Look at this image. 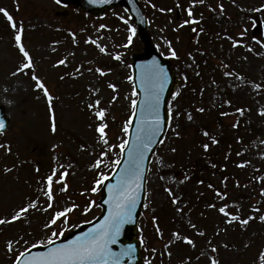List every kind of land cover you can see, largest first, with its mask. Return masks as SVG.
I'll return each mask as SVG.
<instances>
[{
    "label": "rangeland",
    "instance_id": "1",
    "mask_svg": "<svg viewBox=\"0 0 264 264\" xmlns=\"http://www.w3.org/2000/svg\"><path fill=\"white\" fill-rule=\"evenodd\" d=\"M139 1L149 19L148 31L155 46L173 62L181 79L170 102L175 124L157 149L148 174L140 240L154 236L153 217H159L163 239L154 241L156 264H210L212 257L220 264H264L260 259L264 222L258 218L264 215V0H204L203 4L198 0ZM189 7L193 10L191 18ZM0 8L6 9L18 26L22 24L23 42L33 57L35 73L55 97L57 122V132L53 133L47 98L35 87L32 70L13 75L22 67L24 57L16 45L15 30L0 13V104L11 120L9 129L0 135V143L12 149L11 154L0 149V219L10 220L31 201L39 205L24 218L0 225V264H14L19 253L49 239L53 232L67 234L72 230L69 219L91 220L99 213V190L91 189L101 173L108 175V162L121 154L119 145L127 137L122 129L132 114V100L137 98L128 77L132 75L133 55L140 53L143 45L136 23L121 7L103 16L63 7L55 0H0ZM161 8L166 11L161 12ZM65 9L66 15H57ZM189 19L199 22L181 27ZM259 22L261 30L255 34ZM130 27H135L136 33L129 45ZM90 39L97 43H86ZM100 47L106 51L101 52ZM170 48L176 50L178 58L171 56ZM62 59L66 64L58 65ZM97 67L106 75L97 73ZM226 72L231 75L226 76ZM110 83L117 85L115 91ZM97 100L106 110L107 145L100 142L96 131L101 123L95 117L97 109L88 107ZM200 108L205 111H198ZM217 117H224L230 135L235 130L250 135L247 145L237 148L231 166H226L229 158L221 163L217 154L218 143L224 139L219 135L222 127ZM243 119L244 124L233 129L231 122ZM248 123L255 124L257 131L250 133ZM204 144L209 145L207 150ZM102 152L107 155L101 156ZM200 158L207 164L215 158L217 165L212 164L206 172L191 168L192 161ZM97 159L103 160L99 168L93 167ZM241 164L245 166L239 167ZM6 167L13 170L6 172ZM53 169L57 176L67 171L68 188L61 191L63 184L53 183L52 207L44 211L49 201L42 189H46ZM218 193L227 196L221 198ZM174 199L178 203H173ZM74 204L78 207L68 213L66 221L62 218L44 227L57 211ZM90 204V211L85 213L83 208ZM225 204L241 218H257L247 226L229 225L218 211ZM253 208L261 211L253 212ZM177 232L189 236L195 247L176 239L173 233ZM9 240L14 243L13 252L7 249ZM213 247L218 251L212 252Z\"/></svg>",
    "mask_w": 264,
    "mask_h": 264
},
{
    "label": "snow or ice",
    "instance_id": "2",
    "mask_svg": "<svg viewBox=\"0 0 264 264\" xmlns=\"http://www.w3.org/2000/svg\"><path fill=\"white\" fill-rule=\"evenodd\" d=\"M59 4L61 0H56ZM90 3H109L110 0H89ZM200 4L204 3V0H198ZM235 3V0H233ZM155 7V5H152ZM179 7V5H177ZM219 10L221 13L224 11L223 4L219 5ZM260 9H257L259 11ZM161 12L166 11L161 8ZM167 11H172V9H167ZM0 13H3L6 19L9 21L12 29L15 30V42L18 47L19 52L24 57V61L22 62V67L17 69V72L13 73L16 75L17 73L23 72L24 69L32 70V80L36 82L35 87L41 90L44 96L47 98V103L50 112V120H51V131L53 133L57 132V122L54 110V99L55 97L50 93L48 87L45 85L44 81L40 79V77L35 73V65L33 61V57L31 56L29 50L25 47L23 42V33L24 29L22 24L18 26L17 22L14 20L13 16L4 8H0ZM188 16L191 18L193 16V10L191 7L187 9ZM120 19L124 23H128V20L125 17L121 16ZM199 21L189 19L185 20L183 25L189 23H198ZM101 28L106 27L105 25H101ZM129 32L131 33L128 37V44L132 43V38L136 33L135 27H130ZM195 31V29H193ZM243 35V33L241 34ZM73 38L75 39V34L73 33ZM231 39V37H229ZM91 42L96 44L95 40L86 41V43ZM127 46V45H125ZM235 46V45H233ZM101 52H105L106 49L104 47H100ZM170 54L172 57H177V52L175 49L170 48ZM116 59H120L119 56L115 57ZM66 64V60L62 59L58 61V65ZM91 71V69H89ZM110 71V70H109ZM96 72L100 75H106L105 71L102 68L97 67ZM226 76H230L231 73L226 72ZM63 79V77H61ZM185 79H187L185 77ZM129 81H133L134 78L132 76L128 77ZM167 80V73L163 66L159 65L156 61H153L149 66L148 71L145 72L142 78L143 91L145 93V98L143 101L139 102L140 111L145 113L148 117H150L149 121H144L140 125L137 126L138 131L135 137L134 145L129 148V139H122L119 148L121 154H123L127 150L128 160L126 161L127 167L123 170V174L120 179L117 181L115 185H109V191L111 193L110 199L105 201L106 204H111V208L109 209L108 215L104 217V219L97 225H95L92 229L87 232L82 233L79 236H76L74 239L67 241V243L56 246L55 241L53 239H48L47 244L53 245V247L48 248L46 252L37 253L35 255L29 254V257L25 259V252H28V249H25V252L19 253L16 256L14 264H123V258L132 256L135 253V246L129 244L123 248L119 252L113 250L112 245L118 242V237L121 234L122 227L127 224L133 222V213L137 206V194L143 188V181L145 179L142 168L145 160V153L149 150L153 138L157 135L158 132L162 129L161 116H160V104H161V96L164 91V83ZM110 88L114 91L117 89V85L109 84ZM257 89L261 87L260 84L255 85ZM133 96L138 97V93L135 91V86L133 88ZM178 95V94H177ZM116 96H113V100H116ZM100 100H97L95 104H89V108L97 109L95 111V115L101 123L97 125L96 131L99 133L100 142L107 145L108 144V133L106 129L108 127L107 123H105L106 110L100 108ZM229 103H231L229 101ZM138 107V99L132 100V114L127 121L124 123V127L122 131L131 135V129L133 127V119L136 116V110ZM200 112H204L203 108L198 109ZM238 112L243 113L244 109H237ZM222 115H228V113H222ZM261 115H264V111L261 112ZM169 119L172 118L171 109L168 112ZM188 119L192 120L193 117L189 114ZM237 125H234V127ZM179 127V125H177ZM6 130V123L3 117H0V134H2ZM176 135L179 136L180 133L176 132ZM204 135H208V132H204ZM163 143V141H160ZM214 143H218V141L213 138ZM114 147V146H110ZM204 149L207 150L209 148L208 144L203 145ZM0 149H4L7 153L11 154V146L0 143ZM175 151V149H173ZM107 155L106 152H102L101 156ZM103 163L102 159H97L95 165L93 167L99 168ZM115 166H119L121 164L120 159H116L113 161ZM239 167H244V164L238 165ZM12 168H5L6 172H11ZM39 171V168L36 169ZM68 175L67 171L61 172L59 176H57V172L53 169L52 174L47 177V187L46 189H42L44 195L48 198L49 203L47 207L44 208V211H47L48 208L52 207L51 201L54 199L53 194V183H62L63 187L61 191H67L68 185L66 183V176ZM55 178V179H54ZM110 179V177L104 173L100 174V178L95 181V186L91 189L92 192L98 191L101 187L104 186V181ZM203 183V181H200ZM212 187V185H209ZM171 194V190L168 189ZM261 194L264 195V188L261 189ZM221 198L227 196V193H218ZM173 203H178V199H174ZM94 204V201L91 202ZM91 204L85 206L83 211L85 213L89 212L91 209ZM78 206L72 205V207H66L60 211H57L53 217L50 218V221L44 225L45 228L50 227L51 225H55L58 220L62 218L66 221L68 213L74 211ZM208 207H215V205H208ZM39 205L36 201H31L27 205L22 206L19 210L11 217L10 220L0 219V225H4L7 223H12L14 221H18L24 218L30 211V209H38ZM182 209H178L180 211ZM220 213L224 214L227 218L226 223L231 225L233 223H239L241 226H247L250 221L255 220L256 216H248L246 218H241L238 214L228 211V205L220 207L218 210ZM253 212L259 213L261 211L260 208H253ZM259 220L264 222V215H259ZM157 218L153 217V221ZM192 228H196L195 224H191ZM156 231L161 233L159 225H156ZM226 231V229H225ZM198 234L203 236L205 235L203 232H199ZM218 234V233H217ZM63 232L60 233L53 232L52 236L59 238L62 236ZM162 235V233H161ZM173 236L176 239L181 240L182 242L195 247V242L187 235L181 236L180 233H173ZM143 242V241H142ZM18 243V242H17ZM45 242L40 241L39 244L43 245ZM174 243V241L169 242ZM38 245L33 244L32 247H37ZM169 245L166 244L165 248H168ZM227 247V245H224ZM7 249L9 252H13L14 243L9 240L7 242ZM155 251V249H153ZM217 248L213 247L212 252H217ZM171 256V251L167 253ZM204 255V253H202ZM260 259L264 262V253H261ZM210 264H220V261L216 257H212L210 260Z\"/></svg>",
    "mask_w": 264,
    "mask_h": 264
},
{
    "label": "water",
    "instance_id": "3",
    "mask_svg": "<svg viewBox=\"0 0 264 264\" xmlns=\"http://www.w3.org/2000/svg\"><path fill=\"white\" fill-rule=\"evenodd\" d=\"M61 1L66 4L74 3L78 8L83 9L87 12H92L96 15L103 14V12L109 7L122 5L126 8V10L139 24V32L141 35V39L145 43V47H144V53L135 55L134 57L133 78L135 83V91L139 94V99H138V107L136 110V116L133 119V127L131 129V135L129 136V146H128L129 148H131L135 143V137L138 131L137 126L144 121L150 122V117H148L145 113H142L140 111V106H139V102L143 101L145 98V93L143 91V84H142V78L145 72L148 71L149 66L152 64L153 61L158 60V64L163 66V68L166 70L167 73V80L164 83V91L161 96V104H160L162 129L153 138V142L149 150L145 153V160L142 168L145 179L143 181V188L137 194V206L133 213V222L127 223L122 227L121 234L118 237V242L112 245L113 250L116 252H119L121 248L129 244L134 245L135 253L132 256L124 257L123 264H144L141 255V246L136 237L137 223L141 214L140 213L141 206L144 203L145 181L148 173L149 163L152 158V154L155 152L156 146L160 143L166 132L169 123L168 101L171 98V96L174 94L179 80L172 64L167 59L161 57L158 54L157 50L155 49L154 45L152 44L150 36L146 31L147 20L145 18L142 8L139 5L138 0H110L109 3H99V2L90 3L89 0H61ZM0 117H3L5 119L6 129H7L9 125V119L5 116V112L2 106H0ZM127 160H128V154L126 150L123 153L121 164L116 168L112 177L105 182L102 188L103 196L102 199L100 200V204L102 205L103 210L101 214L97 217V219L92 223L81 226L79 229L74 231L67 238L61 239L59 241H55L56 246L67 243V241L74 239L76 236H79L82 233L89 231L95 225L99 224L104 219L105 216L108 215L109 209L111 208V204L105 203V201L109 200L111 196L108 186L115 185L117 181L120 179L121 175L123 174V170L127 167L126 165ZM50 247H53V245L32 248L27 253H25L24 258L27 259L29 257V254L35 255L37 253L46 252Z\"/></svg>",
    "mask_w": 264,
    "mask_h": 264
},
{
    "label": "trees",
    "instance_id": "4",
    "mask_svg": "<svg viewBox=\"0 0 264 264\" xmlns=\"http://www.w3.org/2000/svg\"><path fill=\"white\" fill-rule=\"evenodd\" d=\"M239 124L240 123H238L237 125H239ZM254 125L255 124L251 125V129L254 128ZM258 134L260 136H262V133H258ZM222 136L224 137V139L222 140V143L220 145L221 152L219 153V156L221 157L222 160H226L227 158H232L233 156L236 155L237 148L247 141L246 138L249 135L246 132H244V133L243 132L242 133L236 132V134L234 136L227 137L228 136L227 133L224 132L222 134ZM212 163H213V161H212ZM200 164H201V162L198 163V165H200ZM218 166H220V165L218 164ZM151 250H152V248L150 247V245L146 244V253L148 255L150 254Z\"/></svg>",
    "mask_w": 264,
    "mask_h": 264
}]
</instances>
